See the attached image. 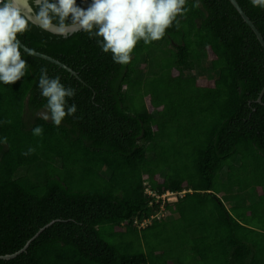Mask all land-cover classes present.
Masks as SVG:
<instances>
[{"label": "trees", "instance_id": "1", "mask_svg": "<svg viewBox=\"0 0 264 264\" xmlns=\"http://www.w3.org/2000/svg\"><path fill=\"white\" fill-rule=\"evenodd\" d=\"M237 1L264 38V8ZM185 7L123 66L82 31L17 35L77 76L20 47L26 75L0 82V254L52 221L0 264H264V49L229 0ZM41 68L76 89L58 127L38 115ZM144 181L185 191L138 228L153 210Z\"/></svg>", "mask_w": 264, "mask_h": 264}, {"label": "clouds", "instance_id": "2", "mask_svg": "<svg viewBox=\"0 0 264 264\" xmlns=\"http://www.w3.org/2000/svg\"><path fill=\"white\" fill-rule=\"evenodd\" d=\"M251 3L264 8V0ZM185 4L186 0H91L82 7L76 0H0V82L11 85L26 75L27 62L21 58L17 35L32 27L64 38L82 31L102 52L111 53L113 62L123 66L130 63L138 41L147 46L161 40L166 29L178 28L179 18L189 11ZM37 86L47 98L40 118L58 127L66 116L75 115L77 105L68 101L76 89L63 85L59 76L49 77L48 70L41 68ZM32 134L42 136L43 127L35 126ZM35 151L29 147L22 154Z\"/></svg>", "mask_w": 264, "mask_h": 264}, {"label": "water", "instance_id": "3", "mask_svg": "<svg viewBox=\"0 0 264 264\" xmlns=\"http://www.w3.org/2000/svg\"><path fill=\"white\" fill-rule=\"evenodd\" d=\"M230 3L234 6V8L237 10V12L240 14L241 18L243 19L244 22H246L248 24V26L252 29V31L254 32L257 40L259 41L260 45L263 47L264 49V38L261 34V32L259 31V29L256 27V25L254 24V22L250 19V17L247 15V13L243 10V8L240 6V4L238 3L237 0H229ZM18 41H19V44H20V47L32 54V55H35V56H39V57H42L44 59H47L57 65H59L60 67H63L65 68L66 70H68L71 74H74L77 76V73L69 66H67L65 63L61 62L60 60L46 54V53H42L40 51H37V50H34L32 48H29L28 46H26L18 37H17ZM264 93V86L262 87L261 91L259 92L258 94V97H257V101H261V98H262V94ZM52 221L46 223L45 225H43L42 227H40L36 233L31 237L29 238L26 243L17 251L13 252V253H7V254H0V258H3V259H8V258H11V257H14L16 254H18L19 252L23 251L26 249V247L28 246V244L30 243V241L36 237L46 226H48Z\"/></svg>", "mask_w": 264, "mask_h": 264}, {"label": "built area", "instance_id": "4", "mask_svg": "<svg viewBox=\"0 0 264 264\" xmlns=\"http://www.w3.org/2000/svg\"><path fill=\"white\" fill-rule=\"evenodd\" d=\"M143 186L147 206L153 208V210L142 219L135 218L133 220V223L138 228L144 227L150 224L153 220H158L168 214V209L165 207V203L176 201L185 191H171L166 189L159 192L157 189L153 188L148 181H144Z\"/></svg>", "mask_w": 264, "mask_h": 264}, {"label": "rangeland", "instance_id": "5", "mask_svg": "<svg viewBox=\"0 0 264 264\" xmlns=\"http://www.w3.org/2000/svg\"><path fill=\"white\" fill-rule=\"evenodd\" d=\"M175 74H177V71L175 72ZM196 81H197L198 84H202V85H205V84L210 85V84H212V80H209L205 76H200V75L197 76ZM168 225H167V228L170 229L172 226H168ZM171 263H172V260L170 258H168V255H167V259L163 260L161 264H171Z\"/></svg>", "mask_w": 264, "mask_h": 264}, {"label": "crops", "instance_id": "6", "mask_svg": "<svg viewBox=\"0 0 264 264\" xmlns=\"http://www.w3.org/2000/svg\"><path fill=\"white\" fill-rule=\"evenodd\" d=\"M259 188H261V187H259ZM259 191H261V190L259 189ZM178 236H179V233H178Z\"/></svg>", "mask_w": 264, "mask_h": 264}]
</instances>
